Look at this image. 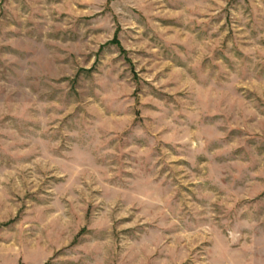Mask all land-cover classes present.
Here are the masks:
<instances>
[{"label": "rangeland", "instance_id": "rangeland-1", "mask_svg": "<svg viewBox=\"0 0 264 264\" xmlns=\"http://www.w3.org/2000/svg\"><path fill=\"white\" fill-rule=\"evenodd\" d=\"M0 264H264V0H0Z\"/></svg>", "mask_w": 264, "mask_h": 264}]
</instances>
